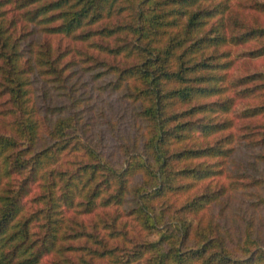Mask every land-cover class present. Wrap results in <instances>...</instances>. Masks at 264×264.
Segmentation results:
<instances>
[{
    "label": "trees",
    "instance_id": "trees-1",
    "mask_svg": "<svg viewBox=\"0 0 264 264\" xmlns=\"http://www.w3.org/2000/svg\"><path fill=\"white\" fill-rule=\"evenodd\" d=\"M0 264H264V0H0Z\"/></svg>",
    "mask_w": 264,
    "mask_h": 264
}]
</instances>
